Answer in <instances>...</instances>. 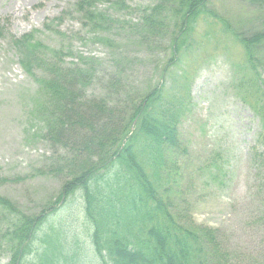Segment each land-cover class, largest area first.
<instances>
[{"label":"trees","instance_id":"16d2710c","mask_svg":"<svg viewBox=\"0 0 264 264\" xmlns=\"http://www.w3.org/2000/svg\"><path fill=\"white\" fill-rule=\"evenodd\" d=\"M208 1L158 0L141 10L139 24H128L130 35L137 36L142 47L158 50L164 39L171 38V56L161 69L163 79L191 47H198L194 33L199 19L209 15ZM99 4L130 11L125 0L77 1L76 12L91 32L102 35L109 25L122 22L98 10ZM256 4L263 7L264 0ZM215 18L220 25L214 39L234 36L243 48V63L234 66L243 78L235 90L259 118V141L264 146V30L249 37L234 35L227 20ZM98 41L108 47L106 42L114 44L106 37ZM12 42L20 67L38 86L33 115L46 130L44 140L65 153H55L46 172L40 171L62 183L55 204L33 216L0 196L4 211L0 259L9 256V264H80L67 234L48 223L80 193L97 264H230L213 229L186 223L175 211L181 174L178 158L187 152L179 128L192 103L189 93H182L177 82L142 91L127 71L135 59L122 57L123 51L115 52L106 98H90L85 91L96 77L93 58L80 56L78 64L66 68L62 52L46 54L32 33ZM48 55L57 61L52 63ZM256 152L254 160L264 173V148ZM32 255L34 259L27 261Z\"/></svg>","mask_w":264,"mask_h":264},{"label":"rangeland","instance_id":"374dc122","mask_svg":"<svg viewBox=\"0 0 264 264\" xmlns=\"http://www.w3.org/2000/svg\"><path fill=\"white\" fill-rule=\"evenodd\" d=\"M77 1L0 0V196L33 216L55 204L62 183L40 171L46 172L55 153H65L44 140L46 130L33 115L38 86L20 67L12 39L34 34L46 54L62 52L66 68L78 64L80 56L93 58L96 77L85 91L90 98H106L115 72V52L124 51L122 57L135 59L127 71L142 91L177 82L180 91L190 95L192 103L179 128L187 152L178 158L177 215L186 223L213 229L230 264H264V173L254 160L256 151L264 148L259 141L261 124L235 90L243 78L234 70L244 60L241 44L234 36L214 39L220 25L215 16L227 20L234 35L249 37L264 30V6L257 0H209V15L199 19L194 33L198 47H191L163 79L161 69L171 56V38L153 50L138 45L140 39L132 37L128 28V24H139L141 10L158 0H125L130 11L99 4L98 10L122 22L109 25L104 35L91 32L75 10ZM101 37L114 44H100ZM48 58L53 61V56ZM15 178L22 180L3 182ZM48 223L67 234L80 264H97L80 193L51 215ZM32 259L33 255L27 261ZM9 262V256L0 259V264Z\"/></svg>","mask_w":264,"mask_h":264}]
</instances>
